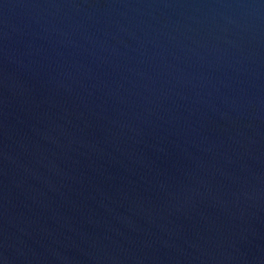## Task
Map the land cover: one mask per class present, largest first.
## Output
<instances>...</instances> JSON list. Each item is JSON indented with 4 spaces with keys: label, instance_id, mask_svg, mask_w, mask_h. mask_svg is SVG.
I'll return each mask as SVG.
<instances>
[{
    "label": "water",
    "instance_id": "obj_1",
    "mask_svg": "<svg viewBox=\"0 0 264 264\" xmlns=\"http://www.w3.org/2000/svg\"><path fill=\"white\" fill-rule=\"evenodd\" d=\"M0 264H264V0H0Z\"/></svg>",
    "mask_w": 264,
    "mask_h": 264
}]
</instances>
